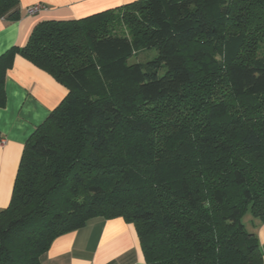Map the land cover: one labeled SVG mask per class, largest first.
<instances>
[{
  "label": "trees",
  "instance_id": "trees-1",
  "mask_svg": "<svg viewBox=\"0 0 264 264\" xmlns=\"http://www.w3.org/2000/svg\"><path fill=\"white\" fill-rule=\"evenodd\" d=\"M20 17L0 0V18ZM156 51L146 62H131ZM22 56L69 93L25 143L0 264H42L94 218L134 223L148 264H264V0H137L47 20Z\"/></svg>",
  "mask_w": 264,
  "mask_h": 264
},
{
  "label": "crops",
  "instance_id": "crops-1",
  "mask_svg": "<svg viewBox=\"0 0 264 264\" xmlns=\"http://www.w3.org/2000/svg\"><path fill=\"white\" fill-rule=\"evenodd\" d=\"M137 0H19L20 17L0 18V55L25 46L47 20H77ZM33 5L42 8L34 14ZM7 103L0 107V209L7 207L25 143L67 96L69 89L47 71L18 55L7 72ZM264 253V223L252 225ZM42 264H148L134 223L123 217L94 218L56 237Z\"/></svg>",
  "mask_w": 264,
  "mask_h": 264
},
{
  "label": "rangeland",
  "instance_id": "rangeland-1",
  "mask_svg": "<svg viewBox=\"0 0 264 264\" xmlns=\"http://www.w3.org/2000/svg\"><path fill=\"white\" fill-rule=\"evenodd\" d=\"M156 55V51H142L139 53H136L132 59L131 62H146L147 60L153 58ZM252 215L250 212L244 213L242 216V221L246 225L248 229H252ZM250 229V230H251Z\"/></svg>",
  "mask_w": 264,
  "mask_h": 264
},
{
  "label": "built area",
  "instance_id": "built-area-1",
  "mask_svg": "<svg viewBox=\"0 0 264 264\" xmlns=\"http://www.w3.org/2000/svg\"><path fill=\"white\" fill-rule=\"evenodd\" d=\"M42 7L40 5H33L28 9L29 14H34L39 11Z\"/></svg>",
  "mask_w": 264,
  "mask_h": 264
}]
</instances>
